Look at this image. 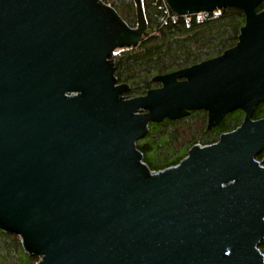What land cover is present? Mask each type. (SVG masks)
Segmentation results:
<instances>
[{"label": "water", "instance_id": "water-1", "mask_svg": "<svg viewBox=\"0 0 264 264\" xmlns=\"http://www.w3.org/2000/svg\"><path fill=\"white\" fill-rule=\"evenodd\" d=\"M180 16L240 9L237 45L126 98L110 60L147 32L102 0H0V230L36 264H264V0H164ZM244 121L151 171V123Z\"/></svg>", "mask_w": 264, "mask_h": 264}, {"label": "trees", "instance_id": "trees-1", "mask_svg": "<svg viewBox=\"0 0 264 264\" xmlns=\"http://www.w3.org/2000/svg\"><path fill=\"white\" fill-rule=\"evenodd\" d=\"M112 6L126 23L136 28L138 16L135 0H102ZM147 32L137 47L119 49L111 54L119 83L131 90L126 98L145 95L160 87L154 78L222 55L235 47L245 25L242 10L226 7L218 14L210 13L204 20L196 16H180L168 10L164 0H142ZM264 11V2L258 7ZM245 114L238 110L224 122L207 130L208 114L200 110L176 121L151 124L145 139L137 143L144 162L151 171H162L178 165L195 145H212L220 136L236 130ZM254 120L264 119V102L255 108ZM257 160L264 166V151ZM264 254V241L260 244ZM38 257L26 253L18 236L0 230V264H36Z\"/></svg>", "mask_w": 264, "mask_h": 264}, {"label": "built area", "instance_id": "built-area-1", "mask_svg": "<svg viewBox=\"0 0 264 264\" xmlns=\"http://www.w3.org/2000/svg\"><path fill=\"white\" fill-rule=\"evenodd\" d=\"M167 8H168V10H170V8L168 7V5H167ZM218 11L219 10H216V11L210 12V13H215L217 15L218 14ZM210 13L209 12H199L197 14H193V16H196L199 20H204ZM190 16H192V15H190ZM185 17L186 18H189V16H185ZM199 146L202 147V145H200V144H199ZM155 172H157V171H155Z\"/></svg>", "mask_w": 264, "mask_h": 264}, {"label": "rangeland", "instance_id": "rangeland-1", "mask_svg": "<svg viewBox=\"0 0 264 264\" xmlns=\"http://www.w3.org/2000/svg\"><path fill=\"white\" fill-rule=\"evenodd\" d=\"M151 124H155V123H151ZM151 124H150V126H151ZM150 126H149V127H150ZM19 239H20V238H19ZM39 260H40V259L38 258V261H39Z\"/></svg>", "mask_w": 264, "mask_h": 264}]
</instances>
